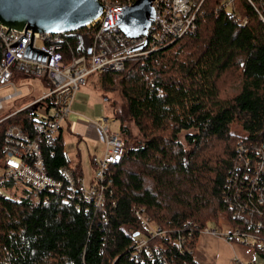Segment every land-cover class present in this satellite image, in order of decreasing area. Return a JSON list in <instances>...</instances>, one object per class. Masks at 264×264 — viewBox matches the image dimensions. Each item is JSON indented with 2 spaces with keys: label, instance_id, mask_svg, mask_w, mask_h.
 Returning <instances> with one entry per match:
<instances>
[{
  "label": "trees",
  "instance_id": "16d2710c",
  "mask_svg": "<svg viewBox=\"0 0 264 264\" xmlns=\"http://www.w3.org/2000/svg\"><path fill=\"white\" fill-rule=\"evenodd\" d=\"M252 1L233 0L230 12L222 0H205L192 33L123 72L93 74L103 97L119 93L125 112L110 102L123 149L108 169L104 203L97 209L77 196L64 201L67 188L36 195L0 178V264H201L193 253L201 230L238 224L226 197L264 210L249 181L254 149L264 148V22L257 13L264 0ZM62 38L69 62L92 33L85 28ZM33 123L30 109L0 123V159L6 130L18 126L32 138ZM41 150L51 177L61 179L66 167L81 178L61 134ZM139 210L160 235L141 227ZM141 239L147 244L138 251L134 241ZM258 254L264 261V250Z\"/></svg>",
  "mask_w": 264,
  "mask_h": 264
},
{
  "label": "built area",
  "instance_id": "2783aa9c",
  "mask_svg": "<svg viewBox=\"0 0 264 264\" xmlns=\"http://www.w3.org/2000/svg\"><path fill=\"white\" fill-rule=\"evenodd\" d=\"M137 0H98L102 5V14L85 28L92 33L91 44L82 54L69 62L62 54L63 34H40L31 30L17 31L0 25V90L9 88L11 92L0 97V112L4 103L23 97L21 90L13 83L18 75L36 78L48 85V92L27 106L18 109L0 119V123L11 116L30 109L34 113L33 127L35 136H27L18 126H11L4 136L3 153L0 159V178L3 181L16 182L34 194L61 193L67 188L64 201L78 197L80 201L101 209L105 200V191L112 183L108 173L110 166L118 164L123 149V138L119 132L109 128L115 123L113 118L98 117L95 120L74 116L71 111L75 96L85 84V79L100 72H123L127 63L141 61L168 43H172L195 30V23L202 12L205 0H154V14L149 27L139 39H129L119 29L124 13ZM254 6L252 0H246ZM262 1V0H261ZM223 9L233 12V0H222ZM258 17L264 22V2L257 10ZM246 20L242 22V25ZM84 28V29H85ZM81 119L93 129L103 153L96 161L94 182L88 188L81 178L75 180L73 172L66 167L59 169L61 179L51 177L46 169L41 150L42 143L55 140L63 126L72 119ZM239 161L247 166V150L240 148ZM245 153V154H244ZM254 175L250 184L257 194V203L264 206V148L254 149ZM245 160V161H244ZM249 176V175H248ZM247 176H245L246 178ZM37 199V198H36ZM234 218L235 226L221 237L228 244L236 242L258 252L264 250V210L248 208L244 204H233L226 197ZM140 225L150 236L160 235L151 218L143 210L136 211ZM220 229V228H219ZM218 236L215 229L205 227L200 234ZM146 239L135 240L138 251L146 248ZM180 247V241L175 242ZM260 258V257H259ZM263 261V260H262ZM264 262V261H263ZM253 264V263H249Z\"/></svg>",
  "mask_w": 264,
  "mask_h": 264
},
{
  "label": "rangeland",
  "instance_id": "374dc122",
  "mask_svg": "<svg viewBox=\"0 0 264 264\" xmlns=\"http://www.w3.org/2000/svg\"><path fill=\"white\" fill-rule=\"evenodd\" d=\"M95 75H89L85 79V84L80 86L71 111L74 116H83L85 119L95 120L98 117H107L113 118L115 123H112L109 128L113 132H119L121 125L120 120L115 119L112 110L110 109V102L115 101L122 106V98L118 92L105 94L103 97L102 92H100L95 86ZM13 83L16 88L21 90L23 97L15 101L4 103V110L0 112V118L18 110L34 100L39 99L44 93L48 92V85L36 78H27L25 76L18 75L16 79H13ZM11 92L9 88L0 90V97ZM106 99H109L106 101ZM124 112V105L121 108ZM125 116V115H124ZM127 125L135 133L136 130L132 127V124L127 121ZM238 133L243 134V131L238 128ZM185 133L180 134L179 138L181 142L183 141V136ZM64 139H65V149L67 150L68 157L70 159L69 166L74 167L75 162V148L70 150L69 146L74 144L75 139L73 136L66 133L64 130ZM89 141V140H85ZM93 143V142H92ZM89 141V145L92 144ZM95 148L99 151L101 149L100 144H95ZM90 148V146H88ZM81 152V162L80 167L82 171V181L86 188L90 186L94 178V171L89 162L88 149L85 144H81L78 147ZM77 151V150H76ZM100 155V154H99ZM98 155V158L100 156ZM97 158V159H98ZM208 228L215 229L218 232V236H211L206 234H199L194 249V259L201 264H264V262L256 255L255 251L252 248L242 246L236 242L228 244L224 241L221 235H224L229 229V225H223L220 229L215 228L213 225H208Z\"/></svg>",
  "mask_w": 264,
  "mask_h": 264
},
{
  "label": "water",
  "instance_id": "95a60500",
  "mask_svg": "<svg viewBox=\"0 0 264 264\" xmlns=\"http://www.w3.org/2000/svg\"><path fill=\"white\" fill-rule=\"evenodd\" d=\"M154 0H137L124 13L119 29L139 39L150 25ZM98 0H0V25L40 34H71L102 14Z\"/></svg>",
  "mask_w": 264,
  "mask_h": 264
},
{
  "label": "crops",
  "instance_id": "0c3cea01",
  "mask_svg": "<svg viewBox=\"0 0 264 264\" xmlns=\"http://www.w3.org/2000/svg\"><path fill=\"white\" fill-rule=\"evenodd\" d=\"M70 122H71L70 124H65L63 126V129L61 130V132L59 134H61L63 136L64 130H65L66 133L70 134L71 136H73V139H75L74 140L75 146H73L74 144L69 146L70 150H74V148H75L74 151H75V162H76V164L74 167L79 169V171L81 172V177H82V171H81V167H80L81 152H80V149L78 147H80L81 144H85L86 148L88 149L89 162H90V164L93 168V171L95 173L96 161H97L98 155L100 154L99 156L101 157V155L103 153V146L96 139L93 129L88 127L84 121H82L81 119H74L73 118L72 120H70ZM85 140H89L91 143L92 142L93 143L91 145H89V141H85ZM95 144L101 145V147H100L101 149H99V151L95 148L96 147ZM88 146H90V148ZM65 153L68 156L66 149H65ZM69 163H70V159H69ZM93 182H94V178H93V181L91 184H93Z\"/></svg>",
  "mask_w": 264,
  "mask_h": 264
}]
</instances>
